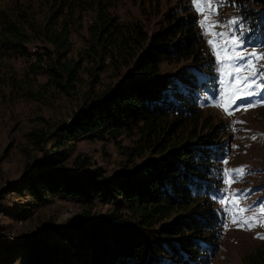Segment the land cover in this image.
<instances>
[{
	"label": "trees",
	"instance_id": "trees-1",
	"mask_svg": "<svg viewBox=\"0 0 264 264\" xmlns=\"http://www.w3.org/2000/svg\"><path fill=\"white\" fill-rule=\"evenodd\" d=\"M116 2L52 0L41 22L29 8H0V57L34 59L20 78L25 87L12 75V86L26 96L39 98L34 88L42 74L44 91L55 86L69 92L83 81L82 71L93 76V86L108 68L128 71L123 81L91 94L52 133L32 132L37 144L53 138V148L9 187L30 192L39 203L61 196L109 208L15 241L17 252L7 264H212L219 250L225 219L211 197L223 187L233 136L228 124L205 114L197 94L217 68L199 17L185 5L150 32L138 21H121L112 11ZM88 11V46L74 56L72 32ZM252 16L260 19L259 13ZM34 41L42 46L31 53L27 44ZM164 65L178 68L169 74ZM123 136L132 139L123 150V171H90L91 159L82 155L72 169L63 163L66 145L78 138L118 143ZM10 245L0 239V253H11ZM245 260L264 264V244Z\"/></svg>",
	"mask_w": 264,
	"mask_h": 264
},
{
	"label": "rangeland",
	"instance_id": "rangeland-1",
	"mask_svg": "<svg viewBox=\"0 0 264 264\" xmlns=\"http://www.w3.org/2000/svg\"><path fill=\"white\" fill-rule=\"evenodd\" d=\"M50 1L52 0H3L0 2V8H8V5L10 8L16 6L29 8L41 22L47 16ZM254 1L245 0L246 3L240 4L237 0H213V5L219 4L220 7L217 9L218 14L212 19L222 23L238 18L237 24L228 29L229 35L235 33L244 41L240 46L242 49L248 52L255 49L260 53L264 52V23L261 24V18L264 19L262 15L264 0ZM185 5L190 6L197 13L199 20L202 18L193 0H117L116 7L112 11L121 21H138L148 31L153 32L165 23L168 12ZM253 13H259L258 21L252 18ZM92 19V11L86 12L82 26L73 29L72 55L75 56L88 46V26ZM241 25H243L242 33ZM202 31L204 34L203 29ZM216 31H225V29L218 25ZM204 38L214 56L208 43L211 37L204 35ZM27 45L30 52L34 53L42 43L34 41ZM33 60V58L0 57V239L5 238L6 243L11 244V253L8 251L0 253V264H7L6 259L9 254H16L15 241L35 238L48 227L65 228L71 223L85 219L88 210L93 214H99L109 208L99 201H96V205H90L73 197L61 196H52L47 201L39 203L28 191L18 192L9 189L23 177L29 166L43 160L46 151L53 148L52 145L55 143L53 138L42 145L37 144L31 137L32 132L52 133L57 126L70 121L75 111L90 98L91 94L102 92L107 87L118 84L128 75L127 70L119 72L108 68L100 73L99 81L93 86L91 84L94 80L93 76L87 71H82L83 81L69 92L55 86L44 91L41 87L47 82V76L38 75L40 84H36L34 90L36 94L41 92V95L38 99H33L18 92L16 89L18 85L12 86L15 81L13 74H16V80L24 87L27 85V80L21 82L20 78L26 76ZM257 65H264V60L258 61ZM177 68L178 65H164L163 71L170 74ZM256 79L264 83V78L259 75ZM207 84L202 93L197 92L200 104L202 106L203 102L205 114L213 117L216 122L222 121L228 124L229 133L233 136L231 151L226 158L228 160L226 167L235 169L241 165L248 166L243 178L232 183L230 190H238L237 196L244 197L239 201L242 206L258 207L264 204V136L260 135L264 134V103H261L264 100V90L253 89L256 95L243 101L237 99L236 104H230V100L235 97L226 99L224 103L230 104L229 111L232 112L228 115L222 108L212 106L207 99L219 93L221 85L217 71L215 78ZM250 102L258 106L248 108L247 111L243 107L233 111L241 103L246 105ZM233 121L245 123L233 125ZM253 135H256V139L251 138ZM130 145L132 139L128 136H123L118 143L78 138L75 142L66 145L68 158L63 163L72 169V162L76 156H88L92 162L90 171L99 168L107 176H111L124 170L126 159L123 150ZM224 187L225 184L222 189ZM216 196L218 201L219 191ZM218 205L222 208L219 202ZM23 214L26 216L20 220L19 217ZM250 214L245 213V215ZM224 219L229 223V227L223 229L221 244L212 264H247L246 256L255 253L264 244V239L257 238V233H264V222L259 223L252 230H247L231 224L225 213ZM54 238L56 237L53 236L51 239ZM14 264H22V262L19 259Z\"/></svg>",
	"mask_w": 264,
	"mask_h": 264
},
{
	"label": "snow or ice",
	"instance_id": "snow-or-ice-1",
	"mask_svg": "<svg viewBox=\"0 0 264 264\" xmlns=\"http://www.w3.org/2000/svg\"><path fill=\"white\" fill-rule=\"evenodd\" d=\"M193 4L197 12L202 14L199 24L204 30V35L211 37L208 43L213 50L215 62L218 65L216 71L219 74V83L221 85L219 93L214 97L209 96L207 99L212 106L220 107L226 114L231 115L232 112L229 111L230 104H236L237 99L243 101L248 97L256 95L253 89L264 90V83L256 79L258 75L264 78V65H257L258 61L264 60V52L258 53L255 49L248 52L240 47L244 41L239 36L235 35V33L231 36L229 35L228 29L237 24L238 18H232L222 23L212 19L213 16L218 14L217 9L220 7L219 4L214 6L213 0H193ZM218 25L222 26L225 31H216ZM242 32L243 25H241ZM229 97H235V99H231L230 104H225L224 101L229 99ZM261 103H264V100ZM256 106L258 105L254 102L246 105L241 103L233 111L239 110L240 107H243L247 111L248 108ZM232 123L235 125L245 122L233 121ZM260 135L264 136V134ZM251 138L256 139V135H253ZM227 163L228 160L224 159L223 164L225 167L222 169L221 178L225 187L218 190L220 193L218 202L222 205V210L226 214V218L230 219L231 224L238 228L252 230L259 223L264 222V204L258 207L250 205L242 206L240 204L239 201L244 199V197H238V190H230V186L232 183L243 178L248 166L241 165L238 168L230 169L226 167ZM211 198L217 200L216 195H213ZM245 213L251 214L245 215ZM223 227L227 229L229 223L225 222ZM257 238L264 239V233H257Z\"/></svg>",
	"mask_w": 264,
	"mask_h": 264
}]
</instances>
